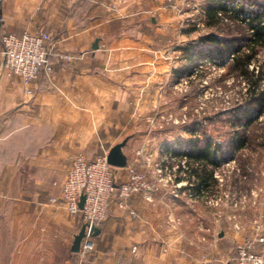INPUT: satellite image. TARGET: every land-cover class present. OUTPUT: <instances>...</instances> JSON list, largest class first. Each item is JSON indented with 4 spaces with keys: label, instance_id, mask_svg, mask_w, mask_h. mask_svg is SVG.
Segmentation results:
<instances>
[{
    "label": "crops",
    "instance_id": "0c3cea01",
    "mask_svg": "<svg viewBox=\"0 0 264 264\" xmlns=\"http://www.w3.org/2000/svg\"><path fill=\"white\" fill-rule=\"evenodd\" d=\"M180 1L0 0V264H80L72 248L81 216L52 199L72 158L122 143L126 162L132 157L136 101L151 93L144 87L169 37L187 34ZM40 31L52 36L54 71L28 97L3 67L1 36ZM168 193L122 205L114 197L83 264H235L234 237L215 231L197 186Z\"/></svg>",
    "mask_w": 264,
    "mask_h": 264
},
{
    "label": "rangeland",
    "instance_id": "374dc122",
    "mask_svg": "<svg viewBox=\"0 0 264 264\" xmlns=\"http://www.w3.org/2000/svg\"><path fill=\"white\" fill-rule=\"evenodd\" d=\"M244 2L235 0L238 4ZM253 2L252 9L264 4V0ZM204 6L205 0H182L179 3L180 24L187 34L183 41H178L175 35L170 36L172 43L161 54V64L152 66L150 70L153 81L144 88L151 93L136 101L138 111L133 133L137 138L126 167L118 168L117 185L125 182L129 170L145 173L150 183L162 188L150 195L148 201H152L156 194L165 196L169 192L174 196L172 192L177 177L186 182L184 188L189 184L196 187V177L191 173L194 169L198 173L203 169L204 173L217 174L211 195L199 197L215 215V231L222 230L234 237L235 250L239 241L264 232V113L254 112L253 118L257 119L247 130L240 124L235 125V115L246 107L247 83L230 72L229 60L217 65L205 58L191 63L184 59L183 48L193 49L191 46L195 44L207 48L208 44L201 43V38L213 33L219 36L226 33L224 29L217 30L205 24ZM177 41L183 42L182 48L175 49ZM252 68L258 76L262 72L259 87L264 90V51L259 53ZM235 132L247 134L249 141L247 146L233 151L229 143ZM196 138L201 144L207 138L214 144L221 143L227 158L219 153L216 158L220 161L218 166L207 165L206 162L193 163L189 158L184 160L185 153L189 151L185 142ZM229 150L232 153H228ZM179 152L184 155H177L181 154ZM158 167L167 168L171 175L166 173L161 179L156 172ZM171 168L176 170L171 171ZM168 176L173 182H165ZM208 197L212 200L211 206L208 205ZM234 225L239 230H235Z\"/></svg>",
    "mask_w": 264,
    "mask_h": 264
},
{
    "label": "built area",
    "instance_id": "2783aa9c",
    "mask_svg": "<svg viewBox=\"0 0 264 264\" xmlns=\"http://www.w3.org/2000/svg\"><path fill=\"white\" fill-rule=\"evenodd\" d=\"M69 3L73 0H64ZM52 36L48 32L5 33L1 36V56L3 67L8 76L21 78L24 85V93L31 97L34 95V87L41 74H51L54 66L49 63L53 56ZM60 62L68 61V56L59 54ZM187 157H184V160ZM167 159V158H166ZM184 163H186L184 161ZM183 164V163H182ZM184 166V165H183ZM178 169V168H177ZM184 169L187 170L186 167ZM176 170V169H175ZM171 168V171H175ZM124 183L117 185L119 176L118 168L112 167L107 162V153L97 154L91 160L82 155L72 158L70 167L60 185L59 194L52 202L63 204L70 216H81L83 224V238L76 256L80 264L93 251L92 229L99 228L108 217L110 205L114 197L122 205L128 198L134 195H142L145 199H151L150 195L162 188L156 187L149 182L148 176L134 170H129ZM157 174L164 179L167 168L157 169ZM167 174L171 175L168 171ZM217 174L214 178L217 180ZM165 182H173L170 176L165 177ZM175 179V178H174ZM176 178L172 195L176 196L177 191L185 187L186 182ZM192 186L189 184L188 189ZM210 190L201 187L198 196H210ZM81 198H84L83 206L80 209ZM209 198V197H208ZM209 198L208 205H212ZM235 230H239L237 225ZM256 237L239 241L235 245V264H264V232H259ZM136 255V249L132 248Z\"/></svg>",
    "mask_w": 264,
    "mask_h": 264
},
{
    "label": "trees",
    "instance_id": "16d2710c",
    "mask_svg": "<svg viewBox=\"0 0 264 264\" xmlns=\"http://www.w3.org/2000/svg\"><path fill=\"white\" fill-rule=\"evenodd\" d=\"M253 3V0H245L241 4L235 3V0H205V24L208 27H215L217 30H225L226 33L223 34L224 36L213 33L201 38L200 42L208 44L207 48H201V46H196L195 44L191 46L193 49L188 47L183 50L184 59L190 61V63L194 62V60L205 58L217 65H222V63L229 60L230 72L235 74L236 78H241L247 83V94L244 102L246 107L239 113L237 112L238 114L235 115L234 121L235 125L240 124L246 130L257 119L253 118L254 112L258 114L264 113V90L259 87V77L262 76V72L258 76L255 74L254 69H251L259 53L264 51V4L252 9ZM231 26L234 29L230 28ZM236 31H239V34ZM253 109H256V111ZM248 141L249 137L247 134L243 135L235 132L229 147L234 151V148L239 149L247 146ZM199 142L200 140L197 138L186 142V146L189 149L185 153L187 158L193 159L195 162H204V160L211 159V165L214 166L220 164V161L216 160L219 153H222V156L227 158V155L223 154L221 143L214 144L209 138L206 139L204 144ZM230 152L229 150L228 153ZM177 155H184V153ZM214 158L215 160L212 161ZM228 159L230 160V158ZM206 164L208 165L209 163L206 162ZM191 173L196 176L197 189L199 191L201 187L209 188L208 180H206L209 176L208 172L204 173L202 169L198 173L194 169ZM210 175L212 176L211 172ZM216 182L217 180L215 179V184Z\"/></svg>",
    "mask_w": 264,
    "mask_h": 264
},
{
    "label": "water",
    "instance_id": "95a60500",
    "mask_svg": "<svg viewBox=\"0 0 264 264\" xmlns=\"http://www.w3.org/2000/svg\"><path fill=\"white\" fill-rule=\"evenodd\" d=\"M123 146H124V143L116 145L113 148H111L109 150V152L107 153V162L112 167H115V168H124V167H126V164H127L126 157L121 152ZM83 202H84V198H81L80 204H79L80 209L83 206ZM99 233H100L99 228H93L92 229V237L97 236ZM83 236H84V234H83V230H82L75 237L73 248H72L73 252H75V253L78 252V249H79V246H80V242H81Z\"/></svg>",
    "mask_w": 264,
    "mask_h": 264
}]
</instances>
